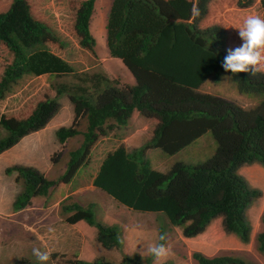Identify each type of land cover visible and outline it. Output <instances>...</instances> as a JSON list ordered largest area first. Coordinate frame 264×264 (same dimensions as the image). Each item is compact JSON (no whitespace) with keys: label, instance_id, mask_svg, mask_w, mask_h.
Returning a JSON list of instances; mask_svg holds the SVG:
<instances>
[{"label":"trees","instance_id":"obj_1","mask_svg":"<svg viewBox=\"0 0 264 264\" xmlns=\"http://www.w3.org/2000/svg\"><path fill=\"white\" fill-rule=\"evenodd\" d=\"M215 1L113 0L106 17L105 44L110 57L121 60L135 81L132 86H120L117 79L111 80L102 71L77 72L71 63L53 53L49 43L60 42L56 34L36 18L28 0H12L0 13V44L12 55L0 76V100L27 76H70L73 84L53 86L55 94L39 101L26 118L1 116L0 127L6 135L0 139V154L43 129L60 110L59 100L64 96L72 105L73 121L68 127H60L56 138L65 146L68 139L82 136L81 145L69 153L64 175L57 180L47 179L33 167L15 165L5 170V174L17 172L16 181L22 183L14 211L28 207L32 198L48 197L55 186L69 181L85 164L97 140L126 127L137 111L144 118L158 120L151 139L139 148L129 150L120 145L108 152L92 186L127 209L164 214L166 224H159L156 244L165 242L159 237L167 228L177 227L184 238H193L217 218L222 219L226 235L240 245L249 244L252 226L247 211L262 192L249 185L240 169L254 164L264 167V73L232 74L221 67L227 55L225 30L218 25L199 27ZM236 1L245 8L256 0ZM259 1L264 17V0ZM95 2L82 1L74 21L79 46L93 55L96 41L90 23ZM193 6L200 9L198 17L192 15ZM223 75L232 78L241 94L260 99L259 104L246 110L223 97L202 92L206 82L213 80L214 85ZM82 120L85 130L79 128ZM208 132L217 148L206 162L192 168L178 163L164 174L152 169L143 156L149 147L174 155ZM50 161L56 163L53 156ZM168 179L167 188L161 189ZM61 210L67 215V224L83 221L95 227L98 247L123 253L117 264H154L148 252L127 255L116 228L97 223L90 206L73 203L61 205ZM260 221L264 225V213ZM254 245L264 256V231L256 234ZM191 257L195 264H255L237 254L209 257L194 252ZM66 264L114 263L75 256Z\"/></svg>","mask_w":264,"mask_h":264},{"label":"rangeland","instance_id":"obj_2","mask_svg":"<svg viewBox=\"0 0 264 264\" xmlns=\"http://www.w3.org/2000/svg\"><path fill=\"white\" fill-rule=\"evenodd\" d=\"M82 1L84 0H28V3L36 18L42 20L60 40L59 43H49V48L53 53L71 63L77 72L102 71L106 77L111 80L117 79L120 86H123L126 82L125 69L121 62L119 63L107 55L106 44L101 42L105 38L104 35L102 39L100 38L101 40L99 39L100 41L93 36L96 41L94 55L79 46V38L74 31V21L76 10ZM104 2L105 0H97L94 17L99 11L105 12ZM259 3L260 1L256 0L252 6L241 8L237 5L236 0H216L211 5L206 17L199 23V27L220 26L226 32V50L235 48L242 44L238 29L242 26L244 19L249 15L263 17V11ZM6 10V6H0V13ZM11 60L12 55L0 44V76L4 67ZM212 81L210 80L203 85L202 92L223 97L246 110L255 108L260 102L258 98L238 92L229 75L221 76L214 85ZM60 83L73 84V79L70 76L59 78L27 76L22 78L13 87L11 93L0 100V118L1 116L16 119L26 118L39 101L45 97L51 98V94H55L52 87ZM61 102L65 109L64 113L62 112L60 115L64 117V120L59 123V126L68 127L73 121V111L70 118L69 112L71 111L67 104H70V101L66 96L59 100L60 108ZM85 127L86 123L83 120L80 121L79 128L85 130ZM152 131L153 128L148 121L135 113L128 120L126 127L113 130L106 137L107 139L101 137L97 140L85 158L84 169L78 171L75 177L73 176L74 179L71 177L72 182L68 184L63 192L59 190L60 183L53 188L49 199L50 201L53 200L54 203L47 210L42 213L37 212L34 210L37 207H33L31 204L19 211L13 209L15 214L11 215L8 213L10 206H7V209L0 210V264H14L19 261H24L26 264H41L33 255V248L51 252V259L48 264H66L75 256L78 258L84 257L91 261L101 258L117 264L112 260V256L108 254L110 251L96 245L95 227H90L84 222L78 225H69L65 222L67 215L62 212L61 205H71L73 203L82 204L84 207L90 206L97 223L114 226L123 246L130 245L131 247V244H134L131 253L138 255L147 253L146 249L137 250L135 247L137 244H143L145 247L156 244L159 224H166L165 215L129 210L109 195L94 189L90 179L105 158L104 156L122 145V140L126 142L133 141L135 142L134 146L142 145L148 141L147 138H150ZM5 135L6 132L0 127V139ZM81 143L82 136H75L68 139L65 146H61L59 150L52 153L51 157L53 156L56 159L55 176L63 172L64 166L69 160V153L77 149ZM127 144L133 146L131 143ZM216 148L217 143L211 132H208L174 155H165L160 150L149 147L145 149L143 156L149 161L152 169L168 174L173 166L178 163L192 168L206 162L212 157ZM14 173L17 174V172L11 174ZM240 173L247 179L251 187L262 191L261 197L247 211L252 226L249 244L240 245L233 236L226 235L222 229L221 218L215 219L203 233L190 239L184 238L179 228L170 227L167 228L166 234L168 237L167 243H170L172 247V255L166 262L195 264L191 255L194 252H200L209 257L221 254H237L248 257L255 264H264V256L258 254L254 248V236L257 232L264 231V225L260 222L261 215L264 213V167L260 165L243 167L240 169ZM3 178L4 174L0 173V179ZM169 183L170 179L163 182L161 189H166ZM77 189L80 191L75 193ZM64 193H68L70 196L58 206L55 201L57 202L59 197H63ZM35 200L42 199L35 198ZM37 213H40V215ZM50 228L54 229V232H49ZM76 238L81 239L82 243L75 245V242H70ZM111 251L116 252L115 249ZM118 254L123 256V253L118 252ZM120 262L121 260L118 263Z\"/></svg>","mask_w":264,"mask_h":264},{"label":"crops","instance_id":"obj_3","mask_svg":"<svg viewBox=\"0 0 264 264\" xmlns=\"http://www.w3.org/2000/svg\"><path fill=\"white\" fill-rule=\"evenodd\" d=\"M1 1H3V2L1 3ZM112 1L113 0H105L104 4H105L106 9H105L104 13L102 11H99L97 13L96 17H94V12H93V16H92L93 21L91 20L90 30H91L93 36H95L96 39H98V41H100L102 39L103 35L105 36L106 17L108 14V10L112 4ZM96 2H97V0H96ZM96 2H95V6H96ZM0 3H1L0 6H6L8 9L12 3V0H0ZM95 6H94V9H95ZM101 42H104V44H105V38H104V40H101ZM106 50L108 53L107 55L110 56L107 47H106ZM112 59H115V61H117L119 63L121 62V60H119V59H116V58H112ZM124 69H125L124 77H125V81H126V82H124V84L128 85V86L134 85L135 84L134 78L132 77V75L129 73V71L125 67H124ZM42 76L49 77L48 75H42ZM42 76H39V77H42ZM62 104L63 103L61 102V108H60L59 112L56 114V116L53 117L43 129H41L37 132H33L31 134H28L27 136L23 137L17 144H15L11 148H9L8 150H6L0 154V173L4 174V178L0 179V198H1L0 199L1 200L0 210H3L5 208L7 209V206L8 207L10 206L9 207L10 211L8 213L10 215L15 214V212L13 211V203L15 201V198L19 194V191L22 190L21 181H19V182L16 181L17 174H15V173L11 174V175L5 174V170L7 168H10V167L15 166V165L30 166V167H33L36 170H38L40 173H42L49 180H57L61 176L64 175V173L66 171V166H64L63 172L60 175L55 176L54 175L55 164H53L50 161L52 153L59 150V148L62 146L61 144H59V142L56 138V131L58 128H60L59 123H61L62 120H64V117L60 116L61 113L65 109V107L62 106ZM67 104L69 105L68 107H69V110L71 111V112H69V115L71 118L72 106L69 103H67ZM135 113L139 114V112L134 111L132 115H134ZM142 118H144V117H142ZM144 119H146L148 121V123L150 124V126H152L153 131H154L155 127L158 124V120H156L155 118H144ZM153 131L150 134V138L149 137L147 138L148 141L151 139V137L153 135ZM104 139H107V138H104ZM122 141H123L122 145H124L129 150L132 148L133 149L139 148L144 144L143 143L142 145L134 146L135 142H133V141H130V142H126L125 140H122ZM127 143H131L133 146H128ZM148 154H150V153H148ZM99 166H100V164H99ZM99 166H98V168H99ZM98 168H97V170H98ZM82 169H84V165L81 166L77 170V172L81 171ZM97 170L94 172L93 176L91 175V179H90L91 183H92V181H93V179L97 173ZM77 172H76V174H77ZM75 175H74V177H75ZM74 177H73V179H74ZM73 179H70L68 181V183L67 182H61L60 186H59L60 187L59 190L61 192H63L67 188L68 184L72 182ZM94 189H96V188H94ZM52 191H53V189L51 190V192ZM78 191H80V190L77 189L75 191V193H77ZM69 196L70 195L68 193H64L63 197H59L57 199V202L55 201V204L57 203V205L59 206V204L62 201H64L65 199H67ZM49 197H50V195L48 197H36V198H39L42 200H35V198H32L31 199V205H33V207H37V208H35V209L33 208V209L35 211L41 212V213L44 210H47L49 208V206L54 203L53 200L50 201ZM58 200H59V202H58ZM34 203H36V204H34ZM11 205H12V207H11ZM79 205L82 206V204H79ZM82 207H84V206H82ZM37 214L40 215V213H37ZM82 222L83 221L78 222V223L73 224V225H78L79 223H82ZM67 241H69V239H67ZM146 241L148 242L147 237H146ZM70 242L71 243L75 242V245H79L82 243L81 239H78V238L73 239ZM124 242H125V240H124ZM123 247L126 249L127 255H135V254L130 252L131 249L134 248V244H131V247H130V245H128V246L124 245ZM135 248L137 250L138 249H144L145 250V246L143 244H137V246ZM111 250H113V249L108 250V251H110L108 254L112 256V260H114L115 262H119L120 260H122V255H119L118 252L116 251V249H115L116 252H113ZM79 259L91 261V260H88L84 257H82V258L79 257Z\"/></svg>","mask_w":264,"mask_h":264},{"label":"clouds","instance_id":"obj_4","mask_svg":"<svg viewBox=\"0 0 264 264\" xmlns=\"http://www.w3.org/2000/svg\"><path fill=\"white\" fill-rule=\"evenodd\" d=\"M191 11L193 16L198 17L200 15V9L196 6H193ZM238 30L242 44L235 48L227 49V55L221 62V67L225 72L232 74L248 73L250 76H255L257 73H264V17L249 15L244 19L242 26ZM49 232H54V229L50 228ZM159 240L165 242L150 244L146 249L154 257V264H162L172 255V247L170 243H167V234H161ZM32 252L41 264H48L51 259L49 250L41 251L39 248H33Z\"/></svg>","mask_w":264,"mask_h":264}]
</instances>
